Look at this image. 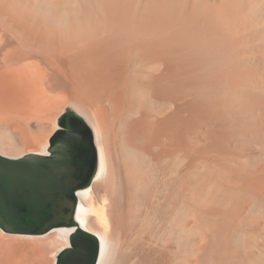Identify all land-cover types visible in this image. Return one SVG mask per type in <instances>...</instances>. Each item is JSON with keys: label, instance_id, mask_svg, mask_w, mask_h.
I'll list each match as a JSON object with an SVG mask.
<instances>
[{"label": "bare ground", "instance_id": "obj_1", "mask_svg": "<svg viewBox=\"0 0 264 264\" xmlns=\"http://www.w3.org/2000/svg\"><path fill=\"white\" fill-rule=\"evenodd\" d=\"M91 136L73 223L0 264H264V0H0V156Z\"/></svg>", "mask_w": 264, "mask_h": 264}, {"label": "water", "instance_id": "obj_2", "mask_svg": "<svg viewBox=\"0 0 264 264\" xmlns=\"http://www.w3.org/2000/svg\"><path fill=\"white\" fill-rule=\"evenodd\" d=\"M95 155L91 136L77 126L53 142L49 156H0V227L12 233H45L72 224L76 190L95 170ZM68 255L70 264H96L99 244L80 232L71 239Z\"/></svg>", "mask_w": 264, "mask_h": 264}]
</instances>
